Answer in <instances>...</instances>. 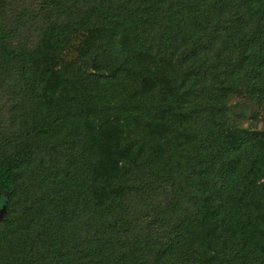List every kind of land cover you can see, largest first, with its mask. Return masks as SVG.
Instances as JSON below:
<instances>
[{
  "label": "trees",
  "instance_id": "16d2710c",
  "mask_svg": "<svg viewBox=\"0 0 264 264\" xmlns=\"http://www.w3.org/2000/svg\"><path fill=\"white\" fill-rule=\"evenodd\" d=\"M32 1L39 43L0 36L32 109L0 162V264H264V122L225 115L264 95V0ZM107 139L105 182L87 143Z\"/></svg>",
  "mask_w": 264,
  "mask_h": 264
},
{
  "label": "rangeland",
  "instance_id": "374dc122",
  "mask_svg": "<svg viewBox=\"0 0 264 264\" xmlns=\"http://www.w3.org/2000/svg\"><path fill=\"white\" fill-rule=\"evenodd\" d=\"M38 7L39 3L32 0H4L2 5H0V36L3 37L8 34L11 36V39L14 38L13 40H23L28 44V47H35L40 41V34L43 33V25H45L46 22V17L43 16L45 15L44 12ZM99 30L102 34L99 36L95 33V37H103L111 41V35H113L116 40H121L120 43L126 45V42H124L125 33L123 31L116 30L117 32H115V30L113 31L112 29L108 31L106 26H102ZM83 42H85L84 37ZM71 44L73 46H79V39H71ZM261 54H263L261 72L264 74V48ZM13 82L14 80L4 78L3 73L1 74L0 70V162L10 156V152H15L21 147L20 144L24 142L23 139L26 133L24 130L18 129L17 126L19 125L20 118H23V115L28 117L32 110L28 104L18 103L14 90L11 88ZM9 88H11L13 93H8ZM247 92L249 91L243 90L242 96H233L229 99L228 110L225 113L227 126L244 128L251 125H257L259 127L263 124L264 95H258L256 98L255 94L250 96ZM14 105H16V109H13ZM60 112H62V110H60ZM43 126L44 123L42 122L41 127ZM58 129L61 128L58 126ZM65 132L66 131L63 133ZM44 141L47 144L52 143L47 139H44ZM87 144L90 145L88 147L89 161L87 162L89 171L93 173L98 169V174L94 179L98 181L101 179L108 182L106 172L111 165L109 159L111 153L106 147H110L107 146L110 145V141L108 139L107 141L100 140L98 143L89 141ZM32 145H35V142H33ZM40 147L42 148V146ZM45 148H42V154H44ZM106 156L108 157L105 158ZM59 159H61V156H54V160L59 161ZM49 161L51 163L54 162L52 160ZM83 164L84 163L81 165L83 166ZM93 164L95 165L93 166ZM46 165L48 166V164ZM60 165H62V163H60ZM29 170L30 169H27L25 172L26 177ZM90 177L91 176L88 175V178ZM89 183H92V181ZM91 187L94 189L95 194L100 192L99 188H94L93 184ZM3 218V212H1L0 208V220Z\"/></svg>",
  "mask_w": 264,
  "mask_h": 264
}]
</instances>
